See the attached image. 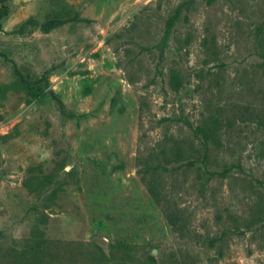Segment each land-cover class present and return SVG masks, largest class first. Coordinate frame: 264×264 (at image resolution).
<instances>
[{"label":"rangeland","instance_id":"374dc122","mask_svg":"<svg viewBox=\"0 0 264 264\" xmlns=\"http://www.w3.org/2000/svg\"><path fill=\"white\" fill-rule=\"evenodd\" d=\"M9 5L0 264H264V0ZM57 99L89 116L66 119ZM185 120L219 129L206 167L188 165ZM163 150L162 208L137 158L157 165Z\"/></svg>","mask_w":264,"mask_h":264},{"label":"trees","instance_id":"16d2710c","mask_svg":"<svg viewBox=\"0 0 264 264\" xmlns=\"http://www.w3.org/2000/svg\"><path fill=\"white\" fill-rule=\"evenodd\" d=\"M10 0H0V31L3 29V21L8 18L10 14V5H9ZM64 21L61 20H55V21H50L46 22L45 24L42 25V30L45 32H50L51 30L57 29L61 26L64 25ZM263 58H264V53H263ZM15 74L19 77L20 81L22 82V85L25 84V79L23 75L21 74L20 70L15 67ZM176 76H174L173 83L174 86L178 88L181 84L180 80H176ZM36 85L39 87V90L42 92L43 88L41 87L44 85L45 87L49 86V81L46 77H42L40 79H37L35 82ZM89 93V91H88ZM58 105L60 112L63 117L69 120H83L86 119L89 114H76L74 112L68 111L64 105V103L57 99ZM117 104L116 100H113L112 106L115 107ZM162 121L167 122L169 119H162ZM185 123L192 129V133L194 135V138L197 141L196 143H192L190 147V152L188 155V165L189 166H195L197 162L202 163L205 167L208 166L209 162V157L210 153L212 152V148L214 146L219 145V133H218V127L213 126L210 124H202V125H194L190 121L185 120ZM182 148L177 149V151H174L172 149V156L176 157L177 160L179 161L183 158H185V153H183ZM186 152V151H185ZM162 156L161 159L162 161L158 163L157 165H152L151 161L149 160L148 157H143L141 155L138 156L137 158V166L139 167L138 173L140 174L141 181L145 184L147 187V190L153 199V201L160 207L163 208V194L161 191V188L159 184L157 183V178L161 177L163 175V172H168L169 169L164 165V160H166L170 154H168L165 150L161 152ZM119 169H123L121 166ZM229 169H226L225 172L222 175H225L228 172ZM210 178L214 177L216 173L209 172L207 173ZM167 211V210H166ZM167 218L170 222V225L175 228L176 231H180V229L177 227V219L174 217H171L167 215ZM39 249L43 248V246H37Z\"/></svg>","mask_w":264,"mask_h":264}]
</instances>
